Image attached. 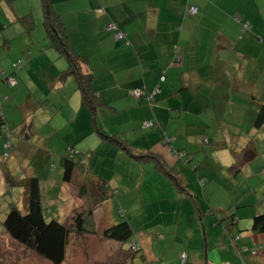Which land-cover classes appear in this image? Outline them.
I'll return each instance as SVG.
<instances>
[{
  "label": "crops",
  "instance_id": "obj_1",
  "mask_svg": "<svg viewBox=\"0 0 264 264\" xmlns=\"http://www.w3.org/2000/svg\"><path fill=\"white\" fill-rule=\"evenodd\" d=\"M51 2L60 16L68 44L81 56L80 68L85 73L91 74L90 85L101 105L97 114V123L101 131L118 137L125 145L118 146L115 143L97 140L91 123L90 110L82 104L75 78L68 76L61 80L59 77L60 72L67 66L64 57L52 47L38 51L41 44H46V38L40 41L36 39V43L32 44L33 38H28L23 31L17 17L31 13L35 17L36 26H40L39 21L43 20L41 0H0V111L11 102L19 89H23L33 78L37 79L38 67L43 70L38 80L44 82L42 84L44 87L36 97L42 95L41 102L44 100L50 102L51 93L60 103L59 110L64 107L69 108L68 105L72 102V109H69L73 114L65 118L68 122L65 126L69 128L66 132L69 140L65 141V148L72 146L81 152L82 149L79 147H82L85 152L91 150L93 154L97 152L104 154V151L108 154L112 151L121 157L120 168L124 165H133L132 161L135 160L152 163L153 168L160 172L152 159H137L132 154L157 155L168 169V172L163 173L169 182L186 180V183L193 181L195 184L196 181L201 180H199L201 173L207 177L210 175L209 168L205 165L206 157L198 159L197 155H193L198 151L196 147L200 137L201 140L204 139L203 133L202 131L197 134L191 133L188 127L199 126L197 124H201L202 127L203 123L212 122V118L216 116L223 117V122L229 117H236L238 122H241L242 117L246 115L250 122L248 131H242V128L238 127L232 137L235 140L243 139L237 147L239 149L233 151L235 156L233 160L243 161L242 165L238 166L239 170L248 165L249 168L246 170L254 171L255 167H251L246 161L243 156L245 152L242 151L247 146V150L253 152V157L249 160L257 158L260 154L258 149L260 138L254 130L264 132V123L258 128L252 124L255 108L264 102L262 91L264 0H51ZM189 5L197 7L196 14L186 12ZM113 22L124 32L125 37L117 38L114 35L108 27ZM242 22H247L249 28L242 31ZM6 55L13 62L18 60L17 68L4 58ZM172 59H175L173 65H171ZM163 70H165V78L160 82L161 91L155 99L148 100L152 104L146 102L145 96L136 98L129 94L132 88H145L146 91L154 88L159 84ZM3 72L13 73L16 84L9 85L2 81ZM39 84L37 83L38 86ZM39 90L40 87L38 92ZM232 92H243V96L236 97ZM173 94L177 97L173 106L182 107L179 115L170 108ZM216 107L227 109L217 111L221 114L216 115L214 109ZM190 108L193 114L191 110L189 111ZM136 110L140 112L136 114ZM187 113H191L189 118L186 116ZM134 116L138 122L141 119H152L157 124L151 130L142 132L143 144L135 143L133 133L128 135L129 131L124 128L127 123L135 120ZM43 117H47L46 123H51V120L55 119L52 114ZM228 120L232 121V119ZM59 121L60 125L61 120ZM107 122L113 125H106ZM182 124L187 126L188 132L182 131ZM54 125L52 123V126ZM17 126L18 124L13 123L6 128L14 129ZM155 128H158L159 134ZM129 129L133 130V127ZM55 131L57 130L48 128L50 134ZM162 133L168 136L169 140H162ZM193 134L200 137H195ZM251 134L255 136V142H251ZM5 135L6 132H0L1 146ZM191 137L195 139L192 140ZM86 139L94 140V146L87 147L90 149L82 144ZM96 144H104V149L98 151L99 147H96ZM125 146L129 147L132 153L128 152ZM2 149L1 147L0 154ZM178 154L181 158L177 156ZM185 158L186 161L183 160ZM87 160L86 158L84 162L85 167L88 165ZM6 161L7 166L11 168L14 162L13 154H10ZM184 162L190 166L193 163L192 168L196 174L184 176L182 173L185 170ZM176 166H180V169L176 170ZM88 168L90 165L85 170L89 171ZM78 170L83 182L89 187V192L95 198V201L85 199L86 202H92L91 205L95 207L101 205L103 202L101 198L108 196L102 191L106 186L110 188L107 184L108 177L98 173L95 177L86 174L85 170L79 168ZM30 172L32 174H29ZM28 174L37 176L32 168L29 169ZM172 175L176 180L171 177ZM74 177H77L76 173L70 182L62 183L63 187L77 188L78 182ZM203 177L205 178L204 175ZM2 180L1 175L0 195L7 190V185ZM39 181L42 184H40V193H42L41 188L45 186L46 194L51 196L46 197L44 193L45 197L54 199V195H51L53 189L48 192V187H52L49 184L50 179L43 177ZM177 190L180 198L196 201L194 194L185 183ZM13 191L15 192L14 188ZM18 192L20 200L23 201L25 199L23 188L20 187ZM262 210L248 213L243 224H240V215L238 218L235 217L236 226L229 228L227 234L208 247L210 259L206 264H264V232L252 231L250 223L256 214L262 213ZM202 213L201 211V215L199 214L200 225L203 224ZM197 227L193 225L190 230L197 231ZM234 235L240 238L232 241L230 238ZM243 245L257 249L258 253L252 255L241 251ZM143 252L146 254L147 250L144 249ZM181 252L187 253V262L189 259L193 262L200 261L199 250L189 251V248H185L179 254ZM177 257L179 258V255Z\"/></svg>",
  "mask_w": 264,
  "mask_h": 264
},
{
  "label": "rangeland",
  "instance_id": "obj_2",
  "mask_svg": "<svg viewBox=\"0 0 264 264\" xmlns=\"http://www.w3.org/2000/svg\"><path fill=\"white\" fill-rule=\"evenodd\" d=\"M33 18L34 28L29 34H26L28 38H33L32 44H35L36 39L38 41L42 38L45 39L46 33L42 24L43 20L40 19V26H36L34 15ZM46 44H48L47 41ZM46 44H41L37 50H46L48 48V46L44 47ZM14 51L16 50L14 49ZM7 57V55L4 56V58ZM9 59L7 58V61L10 64L15 63L17 66L18 60L13 62ZM37 70V79L33 78L26 83L23 89H19L11 102L0 111L3 118L7 120L6 125L18 124L17 128H11L14 159L11 168L7 166V158L0 155V176L2 175V182L7 185V191L0 195V258L4 261L15 260L18 264H53L11 240L8 236L6 237L2 225L5 217L4 212L7 213L11 202L14 201L21 209L25 208V199L20 200L18 192L20 187L17 183L21 178L32 174L31 172L28 174L31 168L33 173L40 178H49V184L52 185V187H48V192L51 188L53 189L51 195H54V199H47L46 197H51L50 194H46L45 186L44 190L41 188V202L47 220L54 217L61 222L70 224L72 216L76 212H79L84 220L83 225L86 231L83 233L73 231L69 235L64 260L59 264H206L210 259L208 247L214 245L215 240H219L224 234H227L229 228L236 226L231 214L237 218L240 215V224H243L248 213L259 209H263L262 212H264V132L262 130H254L257 137L260 138L258 139L259 156L252 160L246 158L251 167H255L254 171H247L248 165L240 170V167H237L240 165L234 166L233 151L239 149L237 147L243 139L235 140L232 137L233 134H236L238 127H241L242 131H248L250 122L246 115L242 117L241 122H238L236 117H229L226 122H223V117L216 116L214 119L212 118V122L203 123L202 127L201 124L188 127L191 133L197 134L199 131L203 133L204 139L202 140L200 136L193 134L195 137H200L196 147L198 151L193 155H197L198 159L206 157L205 165L209 168L210 175L207 177L205 174H200L199 180L201 179L203 183H199L200 181H196L197 185L193 181L186 183L183 175L187 177L192 173L196 174V172L193 171V163L190 166L184 162L185 170L182 171L183 175H180L185 182H182L194 194L196 201L191 202L189 198H180L177 189L179 186L182 187L183 183L172 180L169 182L163 171H156L152 163L133 160V165H124L120 168L121 157L114 152L110 151L106 154L104 151V154L100 152L93 154L91 150L85 152L82 147H79L82 149L81 152L76 151V148L72 149V151H76L75 155L79 157L78 160L83 163V165L77 164L72 173V176L76 173L77 177L74 178L78 182L77 188L71 187L70 183L69 189L64 188L62 184L64 182L62 179L63 168L60 159L61 153L67 150L65 141L69 140L66 136L69 128L65 126L68 123L65 118L73 114L69 109H72V102L69 103V108L64 107L59 110L60 103L52 97L51 93L49 94L50 102L46 100L41 102L40 99L43 96L36 97V95L40 94L44 87L42 85L44 82L38 80L41 77L40 72L43 73V70L38 67ZM37 83H40L39 86ZM262 89L264 94V83ZM232 95L241 97L243 92H232ZM176 99V94H173L170 99L172 102L170 108L179 115V110L182 107L173 106ZM214 109L215 114L220 115L221 113H217V111H225L227 108L216 107ZM190 110L193 114L192 108ZM136 111V114L140 112ZM47 114H52L55 117L51 123L47 122L48 124L46 123ZM186 116L189 118L191 113H187ZM59 119L61 120L60 125L58 124ZM228 119H232V121L229 122ZM52 123L55 125L52 126ZM106 125H113V123L107 122ZM121 125L122 123L119 125L120 128ZM182 125V131L188 132L187 126ZM130 127H133V130H130ZM48 128L57 131L50 134ZM124 128L129 131L128 135L133 133L134 141L137 144L144 142L142 132L152 129L143 127L142 119L139 122L135 119L133 122L127 123ZM155 130L157 133L160 132L158 128ZM103 133L107 134L105 131ZM95 134L97 140L105 142V138L97 130H95ZM195 137H191V139L193 140ZM250 137H252L251 142L256 141L253 134ZM1 139L0 137V150ZM93 141L86 139L82 141V144L86 148L92 147L94 146ZM90 142L93 143L90 144ZM96 147H99L98 151H101L104 149V144H98ZM86 158L90 165L89 171L85 170L88 166L85 167L84 164ZM183 160L186 161L187 158ZM78 168L85 170L86 174L91 176L95 175L96 177L98 173L103 177H108L107 184L110 188L106 186L105 189H102L108 196L104 198L101 205L95 207L91 205L92 202H86L85 199L95 201V198L89 192V187L83 182L82 176L79 175ZM177 169H180V166H176ZM201 211L204 214L202 225L199 224ZM120 221L130 223L134 235L138 236L135 240L136 243L132 241L119 242L107 239L102 235L104 228ZM250 223L252 224V220ZM193 225L198 226L197 231L190 230ZM185 248H189V251L199 250L200 261L194 260L196 262H193L192 259H189L188 262L181 263L177 256ZM144 249L147 250L146 254L143 252Z\"/></svg>",
  "mask_w": 264,
  "mask_h": 264
},
{
  "label": "trees",
  "instance_id": "obj_3",
  "mask_svg": "<svg viewBox=\"0 0 264 264\" xmlns=\"http://www.w3.org/2000/svg\"><path fill=\"white\" fill-rule=\"evenodd\" d=\"M190 6H195V5H189L186 8L187 10L186 12H188L189 14H196L197 7L195 6L196 10L195 12H192L189 8ZM41 8H42V15H43L42 23H43V27L46 33L45 38L48 43L46 44V46L52 47L55 50H57L58 53L64 57L67 63L66 68L60 72V76H59L60 79L64 80L68 76H73L75 78L77 87L81 93L82 104L86 105L90 110V118H91V123L94 127V130H97V132L101 134L103 138H105L106 142L115 143L118 146H124L125 144L118 137H115L114 135H111V134H104L103 131H101V128L99 127L97 123V114H98V111L101 105L99 104V101L97 99L98 97L94 94V91L92 90V87L90 85L91 74L85 73L80 68L79 65H80L81 56L78 53H76L68 44L66 33L64 30L63 24L61 23L60 16L54 10L51 0H41ZM17 20L22 25L23 31L25 33L29 34V32L34 28L35 21L31 13H27V14L17 17ZM112 24H114L117 27L116 31H119L122 33L121 37L122 38L125 37L124 32H122L119 26H117V24H115L114 22ZM248 28L249 27H248L247 22L241 23L242 31ZM111 30L114 32V35H115V31L113 29ZM174 63H175V59H172L171 65H173ZM13 67L17 68L18 63L16 67L15 66ZM163 71L164 72L160 76L159 84H157L154 88H152L149 91H146L145 88H139V89L144 90L145 93L147 92L151 93L150 94L151 98H147L145 96L147 100L146 102L148 104H152V103H149V101L155 99V96L161 91L160 82H163L165 78V75H164L165 70ZM9 75H12L14 77L13 73L4 74L2 81L6 82L5 77ZM15 82H16V79H15ZM135 89H138V88H132L131 90H129V94H131L132 96L136 98H142L143 96H135L134 94L131 93V91ZM254 112H255V117H254L252 124L258 128L262 126V124L264 123V102L258 105L257 108H255ZM148 120H151V124L146 125L144 122H148ZM6 126L7 125H6L5 119L3 118V115L0 114V132L7 131L6 132L7 135L3 137V142H2L3 149L0 154L4 158H8V156L12 154V150H13V142H12L13 131L9 127L6 129ZM142 126L145 128H154L155 126H157V124L152 119H144L142 120ZM165 136L166 135L162 133V140L164 139L169 140L168 136L166 137ZM125 147L128 152L132 153L129 147L127 146ZM66 149L67 150L65 151V153L61 155L60 163L63 168V175H62L63 181L70 182L72 179V173H73L74 167L77 164L83 165V163L80 160H78L79 157L75 155L77 150L72 151L74 147L67 146ZM242 152H245L244 155H245V158L247 159H251L253 157V152L251 153L249 150H247V146L243 148ZM132 155L137 159L150 158L153 160V163L158 170L163 171L165 173L168 172V169L166 168L162 160L157 155H153V154L140 155V154H134V153ZM242 162L243 161H236L234 162V166L241 165ZM171 177H173V179L176 180L175 176L172 175ZM7 178L5 177V180ZM39 180H40L39 176L33 175V176L21 178L18 181L17 185L23 188L24 193H25L26 206L24 209H21L14 201L11 202L7 213L5 212V217L2 221V225L5 231L6 237L8 236L11 240L30 249L32 252L48 260L49 262L53 264H59L64 260L66 246L69 240V235L73 231H76L79 233H83L86 231L85 226L83 225L84 220L82 219V215H80L79 212H76L75 215L72 216L73 218L70 224L61 222L54 217L47 220L44 215V209H43V205L41 202L40 181ZM200 182L202 183V180H200ZM104 198H101V199L104 200ZM231 216L233 219V223H235L234 215L231 214ZM251 230L256 233L264 232V212L258 213L253 217ZM102 235L107 239H112V240L119 241V242H126V241L133 242L137 239L128 221H120V222L112 224L111 226L104 228L102 231ZM239 238L240 236L234 235L230 239L234 241ZM246 247L247 249L242 250V248H240V250L243 252L246 251V252L251 253V247H248V246ZM255 250L256 252L251 253L252 255L258 253L257 249ZM179 260L181 263L187 262V259L185 262L184 261L182 262L180 257H179ZM0 264H18V262L15 260L14 261H4L1 258Z\"/></svg>",
  "mask_w": 264,
  "mask_h": 264
},
{
  "label": "built area",
  "instance_id": "obj_4",
  "mask_svg": "<svg viewBox=\"0 0 264 264\" xmlns=\"http://www.w3.org/2000/svg\"><path fill=\"white\" fill-rule=\"evenodd\" d=\"M189 8H190V10H191L192 12H195V10H196L195 6H190ZM108 27H109L110 29H113V30L115 31V36H116L117 38H120V37L122 36V33H121V32L116 31L117 27H116L114 24L111 23V24L108 25ZM13 65L16 66L15 63H14ZM5 81H6L8 84H10V85H12V84L15 83V79H14V77H13L12 75L6 76V77H5ZM131 93L134 94L135 96H146L147 98H151V95H150L151 93H150V92L145 93L144 90L139 89V88H138V89H135V90H133V91H131ZM144 123H145L146 125H147V124H151V120H148V122H144ZM133 242L136 243L135 241H133ZM245 249H247V247H246V246H243V247H242V250H245ZM255 252H256V250H255L254 248H251V253H255ZM179 257H180V259H181L182 262H183V261L185 262L186 259H187V255H186L185 252L180 253Z\"/></svg>",
  "mask_w": 264,
  "mask_h": 264
}]
</instances>
